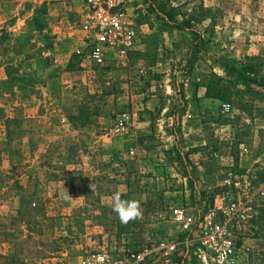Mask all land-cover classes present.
Masks as SVG:
<instances>
[{
  "label": "rangeland",
  "instance_id": "obj_1",
  "mask_svg": "<svg viewBox=\"0 0 264 264\" xmlns=\"http://www.w3.org/2000/svg\"><path fill=\"white\" fill-rule=\"evenodd\" d=\"M226 1L139 0L140 45L96 66L82 46L81 0H0V264H82L97 251L126 260L183 225L169 213L176 207L191 229H177L173 263L188 264L178 254L189 232L195 251L210 221L232 226L247 264H264V100L207 98L202 85L264 42V0ZM247 171L258 175L251 191L224 183ZM117 191L140 202L141 218L120 222ZM239 199L257 210L255 227L233 223L227 210Z\"/></svg>",
  "mask_w": 264,
  "mask_h": 264
},
{
  "label": "built area",
  "instance_id": "obj_2",
  "mask_svg": "<svg viewBox=\"0 0 264 264\" xmlns=\"http://www.w3.org/2000/svg\"><path fill=\"white\" fill-rule=\"evenodd\" d=\"M139 0H81L83 8V20L81 24L82 46L88 59L96 66H103L109 57L125 60L129 53L140 44V31L135 22V10ZM223 113L231 111L229 102L222 103ZM241 155L247 156L249 147H241ZM228 173L224 183L233 186L236 190L249 192L252 189L251 182L258 179L257 173ZM259 194L264 195V189ZM223 206L217 210L225 212ZM228 212H232L233 223L236 222L239 230L255 227L257 210L252 203L241 205L231 203ZM170 215L183 229H191L190 218L181 208H172ZM202 226L203 235L200 244L194 251V264H221L220 256L226 252L223 264H239L245 260V248L238 246L231 225L227 223H215L207 221ZM175 244L166 246L165 254L175 251ZM146 253H130L126 260L120 259L105 251L90 253L83 258L82 264H145ZM43 264H54L50 259H45Z\"/></svg>",
  "mask_w": 264,
  "mask_h": 264
},
{
  "label": "trees",
  "instance_id": "obj_3",
  "mask_svg": "<svg viewBox=\"0 0 264 264\" xmlns=\"http://www.w3.org/2000/svg\"><path fill=\"white\" fill-rule=\"evenodd\" d=\"M160 10L161 14L171 22L173 28L177 30L188 29L192 36L196 38V41L200 38V35L192 30V25L189 21L175 20L169 10L164 8ZM195 45H192L187 63H191L196 57ZM138 54L142 55L146 63L150 62L149 60L152 58L147 53L138 52ZM224 69L225 78L211 73L203 81L202 85L205 88V97L231 101L233 95L245 93L253 98L264 100V56L246 55L242 62L232 60L230 63H226ZM79 118L77 117V119Z\"/></svg>",
  "mask_w": 264,
  "mask_h": 264
},
{
  "label": "crops",
  "instance_id": "obj_4",
  "mask_svg": "<svg viewBox=\"0 0 264 264\" xmlns=\"http://www.w3.org/2000/svg\"><path fill=\"white\" fill-rule=\"evenodd\" d=\"M249 1H243V2H240L239 0H229V1H226V4H232L233 6L235 7H239V5H243L244 3H248ZM139 3V2H138ZM251 5V4H250ZM238 18L237 15H235L234 13L231 15L230 19H231V24H232V27H234L236 24L234 23L233 24V21L234 19L236 20ZM234 25V26H233ZM235 31V30H234ZM261 34H264V33H261ZM259 39H264V35L262 36H259L258 37ZM140 45V44H139ZM138 45V46H139ZM138 48V47H137ZM136 48V49H137ZM243 56H245V54L247 55H261V56H264V42L260 43V42H257V43H252L251 45H248L247 46V49L245 48V51L242 53ZM242 56V57H243ZM225 130L229 131L231 130L230 128V125H226L225 127ZM179 227H177L176 225L172 227L173 231H171L170 235L171 237H166L163 235V237L160 238V240L157 242V245L155 248H151V249H144V252L146 253V261L148 259H152L154 258L156 255L157 256V260H159V263H155V264H161L163 262V264H175L172 262V260L170 259L171 256L174 254V252H177V249L176 251L172 252L171 254L169 255H166L165 254V251H166V246L172 242H175L178 244V229ZM189 235H191L192 237H190L189 240H186L185 242V248L184 249H181V251L179 252L178 255L182 256L183 258H185L186 262L189 264L190 262L192 263V260L194 259L193 257V253H194V248L195 246H193L192 248L190 247V245L193 243V237H195V232L194 231H190L189 232ZM178 248V247H176ZM180 257V258H182ZM161 258V260H160ZM247 259L244 260L242 263H239V264H247Z\"/></svg>",
  "mask_w": 264,
  "mask_h": 264
},
{
  "label": "clouds",
  "instance_id": "obj_5",
  "mask_svg": "<svg viewBox=\"0 0 264 264\" xmlns=\"http://www.w3.org/2000/svg\"><path fill=\"white\" fill-rule=\"evenodd\" d=\"M91 187V186H90ZM68 198H71L67 193ZM121 191H117L111 197L110 205L112 210L117 214L122 224H127L131 221L137 220L142 217V207L138 200H125L122 199ZM227 253L224 252L220 256L221 264L225 260Z\"/></svg>",
  "mask_w": 264,
  "mask_h": 264
}]
</instances>
